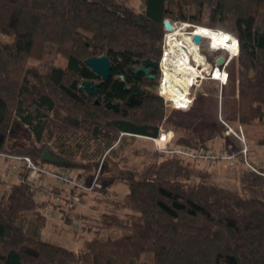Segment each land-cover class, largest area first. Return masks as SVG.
<instances>
[{"label":"trees","instance_id":"1","mask_svg":"<svg viewBox=\"0 0 264 264\" xmlns=\"http://www.w3.org/2000/svg\"><path fill=\"white\" fill-rule=\"evenodd\" d=\"M143 5L138 10L128 0H0V159L3 153L27 155L44 164L41 155L50 147L100 180L102 157L126 142L127 137L118 140L121 133L157 137L165 117L162 97L146 91L139 98L124 87L137 81L130 70L135 60L161 59L165 19L187 23L189 31L201 26L238 39V53L227 63L237 82L235 114L247 134L257 124L264 130V0H143ZM205 43L199 46L208 53ZM100 55L111 60L107 80L85 63ZM59 56L64 64L56 63ZM31 59L42 66L30 65ZM209 66L212 75L211 60ZM84 80H95L99 93L81 89ZM105 96L120 102V110L106 107ZM199 110L178 111L166 125L178 131L179 145L210 150L208 143L221 134ZM13 121L28 130L32 146L8 151ZM263 130L255 140L261 146ZM262 170L244 169L233 188L177 154L122 169L115 179L128 187L119 203L128 211L124 217L104 214L102 226L132 233L94 236L79 251L42 235L45 211L76 204L75 188L57 180L43 190L35 181L11 182L0 192V264H264Z\"/></svg>","mask_w":264,"mask_h":264},{"label":"rangeland","instance_id":"2","mask_svg":"<svg viewBox=\"0 0 264 264\" xmlns=\"http://www.w3.org/2000/svg\"><path fill=\"white\" fill-rule=\"evenodd\" d=\"M128 1L138 10H142L144 7L143 0ZM172 23L175 28H178L183 33L182 35H175L177 38L186 36L185 34L189 32V25L187 23L178 21ZM169 33L170 31L167 30L164 35L163 50L166 46L167 39L169 41L171 36ZM205 42L209 54L204 52L202 48L201 50L199 46V50L192 51L189 54V62L193 67H197L196 65L194 66L193 62L195 61L193 60L199 57L197 56V52L201 51L204 54L201 56L206 60L207 64L209 65V61L211 60L214 63L213 68L215 69L217 67V60L225 57V61L218 65L221 66L219 67L221 73L223 72L222 68L225 69L224 73L228 74V78L227 75L225 77L228 80H221L224 83L221 84L220 80L212 78L211 71L206 72L201 71V68L198 70L197 68H190L186 71V79H188L191 88L190 94L185 98L187 103L184 104V106H189L185 108L179 107L180 104L177 105L176 101L170 100L173 98L168 99L165 94H162L160 81L156 87L150 90L162 97L165 109V117L160 123L159 135L154 137L156 139H152V136L121 133L118 140H121L122 137H127L126 142L117 152L102 157L98 167L100 180H98L95 190L91 192L85 191L81 199L74 205L72 204L73 202L67 201L65 203L63 202L59 208L45 211L48 220L42 229V235L46 240L64 245L74 251H79L83 248L85 240L93 238L94 236L105 240L131 234L132 230L126 227L105 228L102 226L104 214L116 212L120 217H124L128 211L119 204L128 192V187L124 182L115 179V176L125 168H141L149 162L161 161L163 157L174 154L180 155L168 151L175 147H181V145L177 143L179 139L178 131L166 125L167 120L178 111L192 114L195 109H200L199 111L201 113L203 112V121L207 125L217 129L221 134L215 135L208 143L211 147L210 150L186 147L187 149L194 150L196 153H209V155H214V157L188 158L184 156L196 169L208 173L212 181L227 187L237 188L240 185L239 179L244 169H250L256 173H263L264 146L258 145L255 141L256 137L262 134L263 129L257 124L250 129L251 135L247 134L246 129L240 125L235 114L237 109V82L233 68L227 64L233 55L226 49H217L218 52H214L217 50L210 47V40L205 38ZM182 46L183 44H181ZM177 50L180 52V47ZM29 63L30 65L42 66V62L37 59H31ZM56 63L64 64L65 59L59 56ZM213 72L214 70L212 74ZM225 123L229 124L236 131L244 132L248 146L246 158L244 154L240 153L243 143L233 133H226L228 127ZM15 124L16 128L21 130L22 138L17 140L11 138L8 147L6 146L8 151L11 152L23 147L29 148L33 144L28 130L18 123ZM171 132H173V136ZM165 135L167 139L160 140ZM164 149H167V151H164ZM3 154L0 159V192L4 191L9 183L20 181L22 176L28 174L21 162L13 161ZM83 163L87 162L84 160ZM40 165L52 168L73 179H83V182L86 183H91L94 178L93 171L83 167L61 166L49 162H44V164ZM36 176H34L35 185L36 187L42 188V190L50 187L56 181L52 177L44 174ZM144 260L146 261L148 259L144 258Z\"/></svg>","mask_w":264,"mask_h":264},{"label":"bare ground","instance_id":"3","mask_svg":"<svg viewBox=\"0 0 264 264\" xmlns=\"http://www.w3.org/2000/svg\"><path fill=\"white\" fill-rule=\"evenodd\" d=\"M194 33H200L204 38H208L210 40V47L213 49H226L231 53V55L236 54L239 50L238 39L228 32L216 31L199 26L195 30L187 32V34H185L186 36L177 38L175 35H182L183 33L180 32L178 28H174L170 31V51L167 52L164 58L165 74L162 77V94H165L168 99L175 98L174 101H176L177 105L181 103L186 104L187 100H185V98L190 94L191 86L188 79H186V71L190 68H197V70L201 68V71L206 72L209 70V66H207L208 64L202 56L193 60L195 61L193 62L194 66L197 64L198 67H193V65L189 62V54L199 48V45L192 40L191 35ZM181 44H183L182 47ZM178 47H180V52L177 50ZM222 71V73L225 72V70ZM222 73L219 66H217L214 69V75L212 74V78L219 80L226 79L225 76L227 74Z\"/></svg>","mask_w":264,"mask_h":264},{"label":"water","instance_id":"4","mask_svg":"<svg viewBox=\"0 0 264 264\" xmlns=\"http://www.w3.org/2000/svg\"><path fill=\"white\" fill-rule=\"evenodd\" d=\"M165 27L168 31H172L175 27L174 24L169 20L165 19L164 21ZM193 42H195L197 45H199L203 39L202 34L200 33H194L191 35ZM226 51V50H223ZM138 61V60H137ZM225 61V57H222L221 59L217 60V64H221ZM86 65L92 68V70L97 73L99 76H101L104 80H107L110 77L111 74V60L107 55H100V56H91L85 60ZM150 65H153L155 67H158V61H153L151 59H146L143 64L139 67L138 71H144L148 72V67ZM81 89H83L88 95L95 96L99 93L100 89L97 87L95 80H84L80 84ZM129 91L139 95L143 96L144 90L142 87H140L138 84H131L128 88ZM96 103H99V100L96 99ZM105 105L106 107L113 109L115 111H119L120 109V103L119 102H112L108 96H105ZM16 122L13 121L8 133L7 137V143L6 146L8 147L11 138H14V140H17L19 138H22L21 130L16 128ZM41 160L44 162H49L56 165H69L70 161L57 153H55L50 147H46L41 155Z\"/></svg>","mask_w":264,"mask_h":264},{"label":"built area","instance_id":"5","mask_svg":"<svg viewBox=\"0 0 264 264\" xmlns=\"http://www.w3.org/2000/svg\"><path fill=\"white\" fill-rule=\"evenodd\" d=\"M166 46L164 47L163 50V54L161 57V62H160V66H161V73H162V77L165 74V64H164V58L167 54L168 51H170V45H169V41H166ZM216 50V49H215ZM196 64V63H195ZM196 66L198 67V65L196 64ZM217 66L221 67L220 65L217 64ZM224 68H222L223 70ZM225 70V69H224ZM209 74V73H208ZM210 75V74H209ZM228 77V74H227ZM228 80V79H227ZM225 80V81H227ZM221 84H224L223 81H221ZM226 83V82H225ZM163 82H162V78H161V86H162ZM225 125L228 127V130L226 133H233L236 138L238 140H240L243 145L242 148L240 149V153L244 154L245 158L247 157V153H248V146L246 144V138L244 135L243 131H236L233 129V127H231L229 124L225 123ZM152 139H156L154 137H151ZM164 151H167V149H164ZM168 151H170L171 153H178L182 156L188 157V158H204V157H209V156H213L214 155H209L208 154H202V153H196L194 150L191 149H187L184 146L181 147H175L174 149H169ZM6 157L8 156L9 158H11L13 161L16 162H21L23 164L24 169L27 170L28 174L22 176L21 180H26L28 182H30L31 184H34V176L36 175H47L52 177L53 179L59 181L60 183H65L67 184L69 187H74L76 192V195L73 197V199L75 201H79L80 197L78 195V193H83L85 191H94L96 188V184L98 182V174L96 176H94L93 180L91 183H86L83 182V179H73L70 176L63 174L59 171H56L52 168L37 164L36 162L33 161V159L30 156L27 155H15V154H3ZM37 177V176H36ZM55 200L58 202L61 200V195L60 194H55Z\"/></svg>","mask_w":264,"mask_h":264},{"label":"flooded vegetation","instance_id":"6","mask_svg":"<svg viewBox=\"0 0 264 264\" xmlns=\"http://www.w3.org/2000/svg\"><path fill=\"white\" fill-rule=\"evenodd\" d=\"M153 61H158V67H155L153 65H150L148 67L149 71L148 72H144V71H138L139 67L143 64V62H139V60H135L134 62H136L137 64H133L132 66H130V70L131 72L135 75V78L137 81H132L130 83H127L125 85V90H127L129 93H131L133 96H137L139 98L143 97L146 94V91H150L152 90L154 87H156V83L161 81L162 78V74H161V66H160V62L161 59H151ZM214 70V68H213ZM212 70V71H213ZM163 82V80H162ZM131 84H138L140 87L143 88L144 93L143 96H139L131 91H129L127 88L131 85ZM161 91H162V86H161ZM105 100V97H104ZM171 101H174V99H170ZM120 103V102H119ZM121 104V103H120ZM120 110V109H119Z\"/></svg>","mask_w":264,"mask_h":264},{"label":"crops","instance_id":"7","mask_svg":"<svg viewBox=\"0 0 264 264\" xmlns=\"http://www.w3.org/2000/svg\"><path fill=\"white\" fill-rule=\"evenodd\" d=\"M199 50V49H198ZM194 51H196V50H194ZM207 66H209V65H207ZM179 105V104H178ZM180 105H184L183 103H181ZM54 184V183H53ZM67 192H68V189H67ZM68 194V193H67ZM42 196L40 195V198H41Z\"/></svg>","mask_w":264,"mask_h":264},{"label":"clouds","instance_id":"8","mask_svg":"<svg viewBox=\"0 0 264 264\" xmlns=\"http://www.w3.org/2000/svg\"><path fill=\"white\" fill-rule=\"evenodd\" d=\"M213 49V48H212ZM215 50V49H214Z\"/></svg>","mask_w":264,"mask_h":264}]
</instances>
